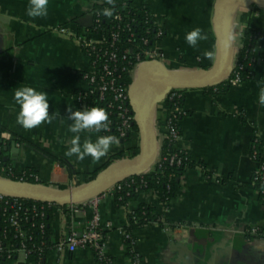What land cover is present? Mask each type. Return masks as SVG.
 Listing matches in <instances>:
<instances>
[{"label": "crops", "instance_id": "obj_1", "mask_svg": "<svg viewBox=\"0 0 264 264\" xmlns=\"http://www.w3.org/2000/svg\"><path fill=\"white\" fill-rule=\"evenodd\" d=\"M100 1L49 0L47 17L30 18L25 14L28 0H0V125L31 144L18 143L19 153L7 162L16 171L34 170L38 184L60 189L78 186L87 182L83 173L96 170L109 156L126 149L122 143L113 145L99 161L65 155L74 135L68 131L71 121L67 117L69 110H78L76 96L85 87L81 74L89 69L88 59L74 38L85 27L75 21L91 14ZM144 4L163 27L162 63L168 69L191 72L212 67L217 49L215 0H144ZM247 25L264 28V11L255 5L231 11L227 28L234 60L242 49ZM197 26L207 38L194 49L184 36ZM259 40L264 53V36ZM262 81L264 65H257L251 79L230 86L222 95H207L202 88L182 89L187 115L179 121L180 138L174 146L202 162L205 171L187 169L167 208L154 191L140 194L126 206H117L113 196L102 197L97 208L106 234L104 253L112 259L111 264H134L124 242V227L127 211L140 203L154 208V219L133 232L132 251L139 264H264V237L245 238L242 233L250 226L264 224V205L251 179L257 164L249 154L254 137L264 140V107L257 102ZM20 86L47 94L53 117L50 122L32 129L17 123L19 106L13 93ZM153 116L155 129L160 130L158 125L166 117L162 103L155 107ZM80 135L81 142L98 136L87 130ZM138 143L137 132L130 144ZM4 155L9 156V152ZM52 157L63 158L70 168ZM121 158L116 156L113 162ZM52 211V243L71 231L80 233L93 214L86 206L77 212L67 207ZM44 264L97 263L89 249L51 248Z\"/></svg>", "mask_w": 264, "mask_h": 264}, {"label": "built area", "instance_id": "obj_2", "mask_svg": "<svg viewBox=\"0 0 264 264\" xmlns=\"http://www.w3.org/2000/svg\"><path fill=\"white\" fill-rule=\"evenodd\" d=\"M116 2L123 6L128 5L124 0H116ZM129 7L133 9H139L143 7L145 8V10L147 9L144 1L141 3L138 0H132L129 3ZM146 11L147 16L151 19L152 25L154 26L153 36L152 39L146 36L140 38V44L138 45L135 53H133V62H127L131 65L130 69H127L126 66H120V63H122V61L127 60V54L132 52L130 48L128 49L126 47L120 49V46H118L121 34L120 32H125L126 35H129L128 38H126L127 41H130L131 37L133 36L129 23H125L123 28L120 27L119 22L123 20L121 13L114 12L113 16L107 17L111 22L115 23L111 31L107 33V37L99 27L101 18L99 12L95 10L91 11L93 17L91 27L84 28L83 31L74 36L82 53L86 56L89 62L88 71L81 74V78L84 82L85 87L76 96L78 110H83L86 107H90V95H96L98 100H104L106 99V96L109 95L110 98L107 97L106 99V106L114 110L116 119L115 131L118 141L123 140L126 136L131 134L132 126L134 125V117L128 104V91L130 85L126 88L117 86L116 81H118L117 79L119 78L118 73L120 71L129 72V76L131 77L132 82L135 78L137 68L141 63L145 61L162 62L164 58V52L160 45V42L164 37L163 27L158 17L151 14L148 9ZM145 33H148V30H146ZM237 66V60H234L231 73L227 78L229 86L240 82L239 76L235 72V68ZM175 96L181 97L182 92H180L179 89L171 90L166 96L164 102L168 99H172ZM164 108L166 110V117L164 118L163 122L158 125V128L160 130L156 129V134H158L159 136L160 149L154 165H158V167H160L162 161H168L170 164H180L181 159L177 153L169 156L164 155L161 147L164 141H168L172 148H175L174 145L180 138V129L178 128L179 121L186 114V110L183 106H174L171 108H167L164 106ZM110 124H112V122L109 120L108 129L110 127ZM2 136L6 139L9 137L7 134H3ZM178 151L181 152L184 150L178 149ZM122 158L130 157L128 156V153H126ZM154 165L148 172H158V170H154ZM263 169L264 166L257 164L254 173L261 174V171ZM16 175H18L19 178L15 181L27 182L25 180L27 178H33L36 181V176L34 174L26 175L24 171H16L13 167L0 166L1 177L11 179V177ZM262 178H264V176ZM119 183L107 189L100 195L87 201L78 204L63 206L69 208L72 212H77L81 207L83 208L84 206H86L91 208L93 214L91 220H89L87 225L82 229L80 233L71 231L63 239H60L56 243H53L54 245L52 248L56 249L57 251H60L62 249L74 251L77 248L89 249L93 252V254L97 252L100 257L106 260V264H110L108 256H106L104 253L106 234L104 232V228L100 225V216L97 206L99 200L102 197L107 195L113 196V194L120 189ZM22 200L24 199L7 196L0 193V216L4 218V222H8L9 226L13 228L15 237L19 238L17 245L5 242L4 240H2V238H0V264H5V262L9 260L16 261V264L37 263L38 258L37 255H35V252H40L41 247L33 246L32 248H29L27 246V244L25 243V239H31L32 237L21 228V225L16 218L18 210H21L22 208ZM45 204L51 208L58 207L57 204ZM43 208V206H32L30 208L32 212L30 219L44 217ZM28 210L29 208H25L24 214L28 212ZM8 212L11 213L7 214ZM27 219L28 217H26V220ZM42 227V224H39V228ZM258 231L259 227L255 225L244 229L242 233L244 234L245 238H250L256 235ZM260 235L264 237V231L260 232ZM19 255H22L24 260H20L18 258ZM134 255V264H139L138 255L135 253ZM26 259H32V261H27Z\"/></svg>", "mask_w": 264, "mask_h": 264}, {"label": "trees", "instance_id": "obj_3", "mask_svg": "<svg viewBox=\"0 0 264 264\" xmlns=\"http://www.w3.org/2000/svg\"><path fill=\"white\" fill-rule=\"evenodd\" d=\"M128 5L123 6L116 2V0H112V4L109 5L108 0H101L99 3L94 4L91 11H98L100 14L101 21L99 23V27L102 29V32L107 37V33L111 31L112 27H114V22H111L107 17L102 15V11L106 7H113L114 12L121 13L123 20L120 21V27L123 28L125 23H129L131 27V32L133 36L130 41H127L129 35H126L125 32H120L119 45L121 48H130L132 52L127 54V60L122 61L120 66H126L127 69L131 68V65L127 62H133V53L137 50L138 45L140 44V38L146 36L152 39L153 36V28L151 19L147 16V9L141 7L139 9H133L129 7V3L132 0H124ZM141 3L144 0H138ZM79 28V27H78ZM148 30V33H145ZM260 36H264V28H252L247 25L244 28L243 32V46L239 52V56L237 58L238 66L235 68V72L238 74L240 81H246L253 77V69L257 65H264V53H263V43L259 40ZM108 40V39H107ZM119 78L116 81V85L119 87H128L131 84V77L129 76V72L120 71L118 73ZM228 79L210 87L203 88V91L207 95H222L225 94L229 89ZM182 92L181 89H179ZM110 98L109 95L106 96V99ZM106 99L98 100L96 95H90L89 105L102 107L106 110L109 120L112 122L107 131H101L100 133H96L97 135H115V126L116 119L114 115V110L108 108L106 106ZM163 105L167 108H171L174 106H182L183 105V96L181 97H173L172 99L166 100ZM111 111V112H110ZM187 115V112L186 114ZM109 126V125H108ZM178 128L180 129L179 125ZM3 132L6 131L0 125V166L12 167L8 162H4L2 160L3 147L9 146L11 141H15L16 143H28L22 138L18 137L14 133L8 132V138H4L2 136ZM95 133V132H94ZM137 133V128L135 124L132 126V133L126 136L122 140V144L125 145L126 149L124 151L109 156L106 161L96 170L83 173L86 177V181H90L96 177L99 170H102L109 166L116 156L123 157L124 152L128 153L129 157H133L138 152V145H131L132 134ZM31 145L30 143H28ZM164 155H172L177 153L180 157V164H170L168 161H162L160 167L158 165H154V170H158L157 173L147 172L141 175L131 176L119 183L120 189L113 194L114 201L117 206H126L129 202L137 200L140 194L154 191L159 201L163 204L165 208H167V204L169 200L174 197L179 189L180 185V177L182 174L191 168H199L202 171H205V167L202 162L195 161L192 159L191 155L187 151L179 152L178 149L172 148V146L168 143V141H164L161 147ZM249 154L253 158V160L264 166V140L254 137L249 145ZM54 160L58 161L61 165H66L68 168V163L60 157H52ZM26 175L34 174L35 172L32 169H24L23 170ZM264 169L261 171V174L252 173V183L254 185L255 190L257 191V196L259 201L264 205ZM19 176H13L11 179L18 180ZM30 183H37L33 178L25 179ZM219 182H223L221 178H217ZM23 203L21 210H18L17 220L21 225V228L28 234L31 235V239H25V243L29 248L41 247L40 252H35L37 255V263L35 264H44V258L48 250L53 247V243L51 242V221L53 218V211L51 207L47 206L45 203H41L38 201H33L29 199H24L21 201ZM40 207L43 206L44 217L42 218H34L30 219L32 212L30 208L32 206ZM62 207L63 206H59ZM29 208L28 212L24 214V209ZM11 212H8L9 214ZM1 214V210H0ZM26 217L28 219L26 220ZM154 208L146 203H140L135 209L127 211V222L124 227V242L127 246L128 256L131 259L135 258V255L132 251V246L134 242L133 232L145 224L151 222L154 218ZM4 218L0 216V238L8 243H13L17 245L19 238L15 237V233L12 227L9 226L8 222L3 221ZM39 224H42V228H39ZM259 231L256 235L252 237H263L260 235V232L264 231V224L258 225ZM5 233H4V232ZM94 257L97 264H106V260L100 257L97 252L94 253ZM108 260L112 259L108 257Z\"/></svg>", "mask_w": 264, "mask_h": 264}, {"label": "water", "instance_id": "obj_4", "mask_svg": "<svg viewBox=\"0 0 264 264\" xmlns=\"http://www.w3.org/2000/svg\"><path fill=\"white\" fill-rule=\"evenodd\" d=\"M252 5L264 11V0H215L213 24L217 49L215 61L209 69L178 72L168 69L161 61H145L138 66L128 91V104L139 135L138 152L133 157L112 162L92 180L65 189L0 176V193L66 206L94 198L128 177L147 173L159 152L153 116L155 107L163 103L173 89H203L229 77L234 63V47L227 28L228 18L233 9ZM92 20V14H87L75 22L80 27L88 28ZM19 151L18 143L11 141L8 147H3V152H9V156H2V160L5 163L14 160Z\"/></svg>", "mask_w": 264, "mask_h": 264}, {"label": "clouds", "instance_id": "obj_5", "mask_svg": "<svg viewBox=\"0 0 264 264\" xmlns=\"http://www.w3.org/2000/svg\"><path fill=\"white\" fill-rule=\"evenodd\" d=\"M109 5L112 0H108ZM49 0H28L25 14L30 18H44L48 15ZM113 7H106L102 11L105 17L113 16ZM207 37L200 27H194L187 31L184 40L191 48H197L199 42ZM13 101L19 106L17 113V123L25 129H32L42 122H50L53 117L49 114L48 96L44 91H38L30 86H20L15 88ZM258 104L264 107V81L261 82L258 95ZM68 120L71 121L68 131L74 135L70 138L69 147L65 153L67 156H76L78 160L91 157L93 161H99L106 156L113 145H118L119 141L115 135H98L95 140L84 139L81 142L80 133L83 131H93L100 133L108 130L109 117L102 107L91 106L83 110H69Z\"/></svg>", "mask_w": 264, "mask_h": 264}, {"label": "rangeland", "instance_id": "obj_6", "mask_svg": "<svg viewBox=\"0 0 264 264\" xmlns=\"http://www.w3.org/2000/svg\"><path fill=\"white\" fill-rule=\"evenodd\" d=\"M20 260H24L23 256L22 255H19L18 257Z\"/></svg>", "mask_w": 264, "mask_h": 264}]
</instances>
